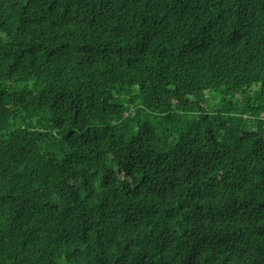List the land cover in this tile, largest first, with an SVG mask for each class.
I'll return each instance as SVG.
<instances>
[{"label":"trees","instance_id":"16d2710c","mask_svg":"<svg viewBox=\"0 0 264 264\" xmlns=\"http://www.w3.org/2000/svg\"><path fill=\"white\" fill-rule=\"evenodd\" d=\"M0 264H264V0H0Z\"/></svg>","mask_w":264,"mask_h":264}]
</instances>
